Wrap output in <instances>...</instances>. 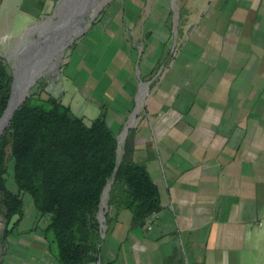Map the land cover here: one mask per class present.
<instances>
[{"label": "rangeland", "instance_id": "1", "mask_svg": "<svg viewBox=\"0 0 264 264\" xmlns=\"http://www.w3.org/2000/svg\"><path fill=\"white\" fill-rule=\"evenodd\" d=\"M65 1L0 0V58L7 63L12 74L22 54L19 49L22 45L32 47L31 44L38 41L37 47H45L51 45V40L45 38L46 34L52 32L59 35L67 30L68 16L57 15ZM101 2V6L96 7L81 23L82 29H76L73 37L60 47L61 51L47 71L43 69L42 76L24 100L32 94L43 99L50 95L70 106L75 115L84 118L89 125L102 111L106 112L108 124L117 136L120 160L128 144L133 147L135 158L141 156L147 127L151 140L156 142L158 135L170 131L184 119V114L178 110L179 92H184L186 96V93L195 91L201 99H210L223 86L237 85L238 88L240 86L241 102L245 100L247 105L246 115H254L258 112L256 108H249L260 100L255 95L256 87H259L263 90L261 99L264 103V78L258 76L260 73L264 77V62L223 64L215 59L216 50L228 37L222 38L223 31L216 30L214 26L230 28L228 36L231 45L239 43L242 33L251 34L250 29L256 25V28L264 29V14L261 16L256 11L257 0ZM246 5L250 6L249 11L242 8ZM73 14L69 18L77 17ZM61 23L67 26L59 29ZM71 23L73 30V20ZM260 36L255 43L264 59V37ZM242 41L235 47V59L255 49L245 46V41ZM247 43L252 44L253 40ZM228 53L231 54L229 51L225 54ZM217 69H224L226 73L220 89L214 91V77L219 75ZM242 71L246 72L242 74L246 80L243 76H236ZM143 86L147 87V94L137 111ZM132 118L134 122L130 124ZM12 166L13 162L9 160L8 187L17 192ZM108 198L106 193L103 202L105 210ZM24 200L25 216L20 228L5 240V208L0 196V264H13L14 251L24 247L27 235L43 234L49 223V217L40 218L30 196H25Z\"/></svg>", "mask_w": 264, "mask_h": 264}, {"label": "crops", "instance_id": "2", "mask_svg": "<svg viewBox=\"0 0 264 264\" xmlns=\"http://www.w3.org/2000/svg\"><path fill=\"white\" fill-rule=\"evenodd\" d=\"M256 11L264 14V0H257ZM256 26L251 34L242 33L235 45L229 44V27L214 26L223 31L222 38L228 37L215 59L223 64L264 62L255 43L259 34L264 37V29ZM242 40L257 51L235 59ZM216 71L214 91L226 73ZM243 71L236 76L246 80ZM236 86H223L210 99H201L195 91L186 96L179 92L178 110L184 119L158 135L156 142L147 127L142 154L136 159L157 184L161 209L139 223L131 211L108 214L107 206L102 217L106 235L94 264H264L263 90L256 87L260 100L249 108L258 112L246 115L247 105ZM27 237L24 247L15 249L13 264H59L43 234Z\"/></svg>", "mask_w": 264, "mask_h": 264}, {"label": "trees", "instance_id": "3", "mask_svg": "<svg viewBox=\"0 0 264 264\" xmlns=\"http://www.w3.org/2000/svg\"><path fill=\"white\" fill-rule=\"evenodd\" d=\"M13 81L0 58V119L8 108ZM129 145L120 160L106 112L89 125L56 98L32 94L0 137L5 240L19 230L24 197L30 196L40 218L49 217L43 236L58 263H97L104 238L100 211L108 184L113 181L108 214L129 210L143 223L161 209L159 188ZM9 160L17 192L8 187Z\"/></svg>", "mask_w": 264, "mask_h": 264}, {"label": "bare ground", "instance_id": "4", "mask_svg": "<svg viewBox=\"0 0 264 264\" xmlns=\"http://www.w3.org/2000/svg\"><path fill=\"white\" fill-rule=\"evenodd\" d=\"M87 2H88V5H87ZM77 3L78 4H76V6H75L76 8L74 7L75 9L71 12V14L74 13L73 15H76L77 17H74L73 19H71V17L69 18V16H71V14H68V17H66V20H68V25H69L67 30L65 32L63 30H61L63 32H60L59 35H58V33H56L57 34L56 35V34H53L52 32H49L50 34L49 33L46 35L44 34L45 38L47 40L48 39L51 40V45L49 44L46 47H42L45 50L40 54V57L36 58V63L34 64L33 68L29 69L28 73L27 72H25V73L20 72L19 73L18 79L16 82V86H15V90H14V96H13L12 102H11L7 112L5 113L4 117L0 121V137L3 134V132L5 131L6 127H8L9 122L11 120V117H12L13 113L15 112V110L17 109V107L27 97V95H28V93L32 87L31 85H33V83L36 82L42 76L43 69H44V72H45V70L47 71L50 63H52V61L54 60L56 55L61 51L60 47L62 45H64L67 40L69 41L70 38L73 37V33L76 29H78V31L80 29H82L81 23H83L86 20V17L96 7H99L102 4L101 0H79ZM60 9L61 10H60V12L58 11L57 15L64 16L66 14V12L64 11L63 5H61ZM81 15H82V17H80ZM72 20H73V30L70 26V24H72L71 23ZM69 21H70V23H69ZM61 24L59 26V29H61L60 27L63 26V23H61ZM66 26L67 25L63 26L62 29L65 28ZM52 36H54L53 38H55V39H53ZM56 36H59V37H56ZM19 49H21L22 54L20 55L19 62L17 64L18 67H20L24 64L27 55L30 54V52L33 50V48L30 45L24 44ZM146 94H147V87L143 86L142 92L140 93V95L138 97V109H137V111H139L141 109V106L144 103V99H145ZM133 122H134V120L132 118L130 121V124H133ZM106 193L108 195L109 189H107ZM104 199H105V196H104Z\"/></svg>", "mask_w": 264, "mask_h": 264}, {"label": "water", "instance_id": "5", "mask_svg": "<svg viewBox=\"0 0 264 264\" xmlns=\"http://www.w3.org/2000/svg\"><path fill=\"white\" fill-rule=\"evenodd\" d=\"M79 0H66L65 1V3H64V5H63V7H64V11L66 12V14H65V16H68V14H71V12L76 8L75 6H76V4H78L77 2H78ZM75 7V8H74ZM39 42L37 41V43H32L31 45H32V48H33V50L30 52V54H28L27 55V57H26V59H25V62H24V64L22 65V66H20V67H16V69H15V71H14V74H13V77H14V81H13V86H12V95H11V99H10V101H9V105H8V108H9V106H10V104H11V102H12V99H13V96H14V90H15V86H16V82H17V79H18V75H19V73L21 72V73H25V72H27L28 73V71H29V69H31V68H33V66H34V64L36 63V58L37 57H40V54L45 50V49H43L42 48V46L39 48V47H37ZM34 45H36V47L34 46ZM46 45V44H45ZM35 47V48H34ZM46 47V46H45ZM26 73V74H27ZM35 84V82L33 83V85ZM33 85H31V86H33ZM28 95H29V93H28ZM27 95V96H28ZM24 101H26V100H24ZM23 101V102H24ZM21 104H23V103H21ZM21 105H19L18 107H17V109L20 107ZM8 108H7V110H8ZM16 109V110H17ZM7 110H6V112H7ZM15 110V111H16ZM5 112V113H6ZM5 113H4V115H5ZM15 113V112H14ZM14 113H13V115H12V117L14 116ZM4 115L2 116V118L4 117ZM12 117H11V119H12ZM2 118L0 119V121L2 120ZM11 121V120H10ZM9 124H10V122H9ZM112 183H113V181L110 183V184H108V186L106 187V189H105V191H104V194H103V199H102V204H101V211H100V213H101V218L103 217V215H104V213H105V211H104V209H105V207H104V205H103V202H104V196H105V194H106V191H107V189H109V193H110V190H111V185H112ZM109 193H108V197H109ZM145 224V223H144ZM143 224V225H144Z\"/></svg>", "mask_w": 264, "mask_h": 264}, {"label": "built area", "instance_id": "6", "mask_svg": "<svg viewBox=\"0 0 264 264\" xmlns=\"http://www.w3.org/2000/svg\"><path fill=\"white\" fill-rule=\"evenodd\" d=\"M101 223H102V229H103V232H104V222L102 221V218H101ZM105 236V234L103 235V237Z\"/></svg>", "mask_w": 264, "mask_h": 264}]
</instances>
